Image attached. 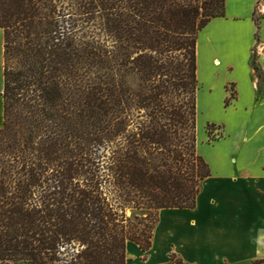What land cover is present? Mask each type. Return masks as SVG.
I'll return each instance as SVG.
<instances>
[{
    "label": "trees",
    "instance_id": "trees-1",
    "mask_svg": "<svg viewBox=\"0 0 264 264\" xmlns=\"http://www.w3.org/2000/svg\"><path fill=\"white\" fill-rule=\"evenodd\" d=\"M224 16L225 0H0V264H131L161 209L196 208V43Z\"/></svg>",
    "mask_w": 264,
    "mask_h": 264
},
{
    "label": "crops",
    "instance_id": "crops-1",
    "mask_svg": "<svg viewBox=\"0 0 264 264\" xmlns=\"http://www.w3.org/2000/svg\"><path fill=\"white\" fill-rule=\"evenodd\" d=\"M259 2L260 0H225V16L212 19L199 32L196 43L197 80L204 87L196 95V109L199 113L204 112L203 109L200 111V95L210 96L213 91L203 70L202 53L205 47H210L208 55L212 67L233 72L236 68L229 63L222 44L223 41L233 42L229 38L231 30L247 24L250 27L247 41L249 62L251 51L256 45V30L260 49L263 51L264 7L262 17L258 19V28L254 22L255 8ZM240 7L242 11L239 10ZM218 35L224 38L221 40ZM215 61L219 65H215ZM228 83L236 88V98L226 106L228 94L225 86ZM223 90L225 96L222 108L228 112L236 107L239 100L238 83L234 80L226 81L223 83ZM197 123L196 118V128ZM224 129L225 138L215 140L213 145L202 144V140L198 139V154L208 164L211 174L201 183L196 208L161 209L151 247L146 253H142L135 243L127 242V254L132 260L145 257V263L166 264L169 254L175 253L190 264H252L254 261H264L262 149L252 142L251 134L243 132L233 142L231 150L219 152L214 159H210L204 151L230 137L226 124Z\"/></svg>",
    "mask_w": 264,
    "mask_h": 264
},
{
    "label": "rangeland",
    "instance_id": "rangeland-1",
    "mask_svg": "<svg viewBox=\"0 0 264 264\" xmlns=\"http://www.w3.org/2000/svg\"><path fill=\"white\" fill-rule=\"evenodd\" d=\"M264 7V0H260L255 8V18L259 19L261 11ZM242 11V7L239 8ZM259 27V21L258 26ZM264 33V26H263ZM250 34V27L244 24L240 27H235L230 32V39L233 42L223 41V50L226 51L229 63L233 64L236 68L233 72H226L223 68L215 69L212 67L211 58L208 55L210 47H205L202 53L203 70L207 74V79L211 84L213 91L210 96L200 95V111L196 109V118L198 119L197 128H195L196 143L195 149L198 154V139L202 140V144H214L212 140H219L225 138V124L226 130L230 134V137L224 141L221 140L216 143V146L207 147L205 154L210 159H214L219 152L225 153L231 150L233 142L243 133L247 132L252 135V142L262 149L261 159L264 158V79H258V72H255L256 67L264 77V61L263 51L260 49L259 35L256 30L254 38L256 45L251 51L250 62L247 52V41ZM219 36V35H218ZM224 37H220L219 39ZM221 39V40H222ZM222 54V53H221ZM217 62V63H216ZM215 65H219L218 61H215ZM229 80H234L238 83L239 87V100L237 105L232 110L225 112L222 108L223 98L225 92L223 90V83ZM3 88V36L0 30V127L2 125L3 104L1 98V92ZM198 82V90L203 89ZM228 104L233 103V99L236 98V88L231 83L225 86ZM196 92V95H197ZM246 108V110H245ZM210 118V119H208ZM222 121V122H214ZM205 122V123H204ZM207 128L210 131V138L207 135ZM197 129V130H196ZM202 138V139H201ZM263 160V159H262ZM201 187V185H200ZM127 215L133 217L138 215L144 217L143 212L128 211ZM131 260V264H148L140 259ZM146 260V258H145ZM258 264H264V261Z\"/></svg>",
    "mask_w": 264,
    "mask_h": 264
}]
</instances>
